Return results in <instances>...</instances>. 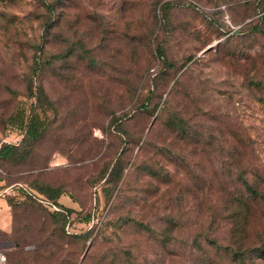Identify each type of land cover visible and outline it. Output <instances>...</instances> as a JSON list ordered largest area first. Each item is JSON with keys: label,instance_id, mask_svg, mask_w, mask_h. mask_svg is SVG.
<instances>
[{"label": "rangeland", "instance_id": "1", "mask_svg": "<svg viewBox=\"0 0 264 264\" xmlns=\"http://www.w3.org/2000/svg\"><path fill=\"white\" fill-rule=\"evenodd\" d=\"M8 143L5 264H264V0H0Z\"/></svg>", "mask_w": 264, "mask_h": 264}, {"label": "trees", "instance_id": "2", "mask_svg": "<svg viewBox=\"0 0 264 264\" xmlns=\"http://www.w3.org/2000/svg\"><path fill=\"white\" fill-rule=\"evenodd\" d=\"M159 55L162 57V50L159 49ZM14 123L12 122V126L14 131L20 133L22 135V140L20 141V143H23V140H34L36 141L37 139H39V136H35L32 137L29 135V129L31 126V122L32 119L28 118L27 120H25V116L24 114L16 116L14 118ZM169 128L173 131H179L180 133H186L185 129H181V126L179 124V122H177L176 120H172L169 122ZM20 144H15V143H8V144H3L0 148V162H7L9 160L11 161H17L19 162L21 160V156H20V149L19 147ZM122 168L117 165L115 166L111 173L107 175V177H104L103 179H106V184L108 185V187H111L114 183H116L118 181V178H120V174H122ZM244 183V187L247 189L248 193H249V197L252 200H256L258 198H262V194L261 192H259L256 188H254L248 181H243ZM8 189L7 192L5 193L6 195L4 197H6L7 202L9 204V206L11 207L12 210V221H13V212H14V204L11 201L10 196L13 197H20L23 199H26V197L30 194H27L26 189L24 187H19V188H15V187H8L6 188ZM40 190V194L46 196L48 199L50 200H54L57 201L60 199L61 195L63 193L59 192V191H52L49 188L43 187V188H39ZM13 191V194H12ZM32 196V195H31ZM34 198V197H33ZM62 215H57V218H62ZM64 217V216H63ZM260 257L264 259V250L261 251Z\"/></svg>", "mask_w": 264, "mask_h": 264}, {"label": "crops", "instance_id": "3", "mask_svg": "<svg viewBox=\"0 0 264 264\" xmlns=\"http://www.w3.org/2000/svg\"><path fill=\"white\" fill-rule=\"evenodd\" d=\"M3 186L0 185V188ZM4 190H8L4 188ZM12 210L6 197H0V230L9 232L12 228Z\"/></svg>", "mask_w": 264, "mask_h": 264}, {"label": "built area", "instance_id": "4", "mask_svg": "<svg viewBox=\"0 0 264 264\" xmlns=\"http://www.w3.org/2000/svg\"><path fill=\"white\" fill-rule=\"evenodd\" d=\"M7 192V190L4 192V194ZM0 264H5V258L0 254Z\"/></svg>", "mask_w": 264, "mask_h": 264}]
</instances>
